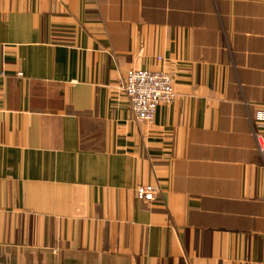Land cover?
I'll list each match as a JSON object with an SVG mask.
<instances>
[{"label": "crops", "instance_id": "obj_1", "mask_svg": "<svg viewBox=\"0 0 264 264\" xmlns=\"http://www.w3.org/2000/svg\"><path fill=\"white\" fill-rule=\"evenodd\" d=\"M255 135L264 0H0V264H264Z\"/></svg>", "mask_w": 264, "mask_h": 264}, {"label": "built area", "instance_id": "obj_2", "mask_svg": "<svg viewBox=\"0 0 264 264\" xmlns=\"http://www.w3.org/2000/svg\"><path fill=\"white\" fill-rule=\"evenodd\" d=\"M121 92L133 119L137 123H152L156 109L175 100L173 78L164 71L131 70L127 73ZM259 153L264 152V139L255 135ZM136 199L144 203L153 201L157 187L142 185L136 188Z\"/></svg>", "mask_w": 264, "mask_h": 264}]
</instances>
